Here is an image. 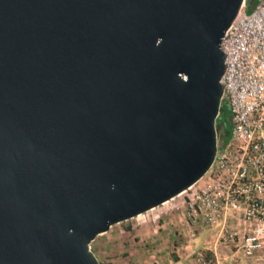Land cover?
I'll return each instance as SVG.
<instances>
[{"label": "water", "instance_id": "water-1", "mask_svg": "<svg viewBox=\"0 0 264 264\" xmlns=\"http://www.w3.org/2000/svg\"><path fill=\"white\" fill-rule=\"evenodd\" d=\"M242 2L0 0V264H99L208 170Z\"/></svg>", "mask_w": 264, "mask_h": 264}, {"label": "built area", "instance_id": "built-area-1", "mask_svg": "<svg viewBox=\"0 0 264 264\" xmlns=\"http://www.w3.org/2000/svg\"><path fill=\"white\" fill-rule=\"evenodd\" d=\"M245 1L219 43L227 139L216 136L213 161L195 183L116 230L134 233L139 264H264V0L249 13ZM207 229H216L210 245L192 250Z\"/></svg>", "mask_w": 264, "mask_h": 264}, {"label": "rangeland", "instance_id": "rangeland-1", "mask_svg": "<svg viewBox=\"0 0 264 264\" xmlns=\"http://www.w3.org/2000/svg\"><path fill=\"white\" fill-rule=\"evenodd\" d=\"M253 6L254 1L250 2L246 11L249 13ZM130 222H122L112 226L106 233L96 236L89 244V250L99 264H139L138 260L141 251H139L137 239H132L134 233L126 232L120 236L116 231L118 228H127ZM215 233L216 229L204 230L199 236L189 242L192 250L196 251L208 247ZM183 263L189 264V261H184Z\"/></svg>", "mask_w": 264, "mask_h": 264}, {"label": "trees", "instance_id": "trees-1", "mask_svg": "<svg viewBox=\"0 0 264 264\" xmlns=\"http://www.w3.org/2000/svg\"><path fill=\"white\" fill-rule=\"evenodd\" d=\"M214 123L216 126V136L218 142H224L229 134L230 124L228 113L223 106L219 107V112Z\"/></svg>", "mask_w": 264, "mask_h": 264}, {"label": "crops", "instance_id": "crops-1", "mask_svg": "<svg viewBox=\"0 0 264 264\" xmlns=\"http://www.w3.org/2000/svg\"><path fill=\"white\" fill-rule=\"evenodd\" d=\"M253 0H246L245 2V4H246V10H248V7H249V5H250V2H252Z\"/></svg>", "mask_w": 264, "mask_h": 264}]
</instances>
